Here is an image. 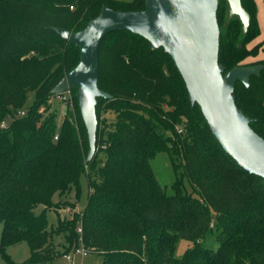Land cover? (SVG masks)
<instances>
[{
    "label": "trees",
    "instance_id": "16d2710c",
    "mask_svg": "<svg viewBox=\"0 0 264 264\" xmlns=\"http://www.w3.org/2000/svg\"><path fill=\"white\" fill-rule=\"evenodd\" d=\"M240 2L249 15L245 31L218 0V62L223 73L263 65L247 86L236 81L233 93L264 138V59L243 62L264 40L250 45L260 31L256 1ZM103 5L141 10L145 0H0V123L11 117L0 127V256L6 264H56L81 247L99 253L102 264H264V178L222 148L162 47L128 30L101 39L97 85L110 97H97L90 159L75 88L58 126L50 90L76 65L79 49L52 27L79 30ZM29 92L33 103L25 107ZM157 151L173 165L171 194L149 164ZM82 173L84 207L69 219L57 213V226L48 229L44 211L59 203L53 194L78 188ZM182 176L193 193L183 192ZM38 204L44 209L36 214ZM54 233L66 240L62 250L50 242ZM179 237L192 242L181 258L174 255ZM20 241L30 254L15 262L5 249Z\"/></svg>",
    "mask_w": 264,
    "mask_h": 264
},
{
    "label": "water",
    "instance_id": "95a60500",
    "mask_svg": "<svg viewBox=\"0 0 264 264\" xmlns=\"http://www.w3.org/2000/svg\"><path fill=\"white\" fill-rule=\"evenodd\" d=\"M228 17L236 14L246 30L249 15L240 0H226ZM217 0H145L141 10H115L103 5L85 26L69 31L52 29L79 49L76 65L50 90L52 94L75 88L84 123L90 159L96 149L97 97L110 94L97 85L98 47L105 34L128 30L145 37L153 48L162 47L179 71L191 104L196 103L222 148L250 173L264 178V138L250 126L253 119L236 105V81L245 86L262 64L235 65L223 73L218 62Z\"/></svg>",
    "mask_w": 264,
    "mask_h": 264
},
{
    "label": "rangeland",
    "instance_id": "374dc122",
    "mask_svg": "<svg viewBox=\"0 0 264 264\" xmlns=\"http://www.w3.org/2000/svg\"><path fill=\"white\" fill-rule=\"evenodd\" d=\"M218 1V0H217ZM257 6V19L259 23V34L258 36L250 42V45H253L259 41L264 40V5L262 0H255ZM227 2V1H226ZM228 12V4H227ZM234 15V14H233ZM254 57V58H252ZM248 57L243 60L244 63L250 62L254 59H264V43L261 44L255 56ZM51 109L56 110L57 112V123L58 126L61 124L62 116L65 110L66 101L59 97L51 96L49 99ZM33 103V92H29L27 95V100L25 102V107H28ZM111 116V115H110ZM7 123H10L11 117L5 119ZM149 164L152 168V171L163 187L164 191L167 194L173 192L172 183L175 180V172L173 169L172 162L165 151H157L153 156L149 158ZM182 181V190L186 193H193L191 184L189 183L186 176L181 177ZM88 184L87 178L84 173L79 176L78 188L72 187L65 195L58 196L57 193L53 194L52 200L59 202L56 211L54 209H45L44 214L47 219V228H55L57 226L58 215L61 219H69L73 217L74 212L81 211L84 207L87 200L88 193ZM195 194V193H194ZM44 207L41 204H38L34 207V213L38 214L43 211ZM58 213V215H57ZM2 230V222L0 221V234ZM50 242L54 244L60 250L65 246L66 240L62 233H54L50 238ZM192 246V242L186 240L182 237H179L176 241L174 255L177 258H181L184 255V252L187 248ZM6 254L15 262H20L25 260L29 254L30 249L26 241H20L14 244H11L5 249ZM68 254L71 255V259L60 256L56 264H102V256L99 253H90L87 252L86 255H81V253L75 252V249L68 251ZM0 264H6L4 258L0 256Z\"/></svg>",
    "mask_w": 264,
    "mask_h": 264
},
{
    "label": "built area",
    "instance_id": "2783aa9c",
    "mask_svg": "<svg viewBox=\"0 0 264 264\" xmlns=\"http://www.w3.org/2000/svg\"><path fill=\"white\" fill-rule=\"evenodd\" d=\"M56 97H59V98L62 97V99L66 101V104H67V103H68V104H71V99H70V97H71L70 89H68V90H66V91H64V92H61V93H57ZM18 114H20V115L24 114V110H20V111L18 112ZM5 125H6V121H2V122L0 123V127H5ZM54 137L56 138V137H57V134H56ZM77 231H80V228H79V227L77 228ZM75 252L81 253V255H83V256L87 254L86 250H84V249L81 248V247L76 248V249H75ZM63 257H66V258H68V259H71V255H69L68 253L64 254Z\"/></svg>",
    "mask_w": 264,
    "mask_h": 264
}]
</instances>
